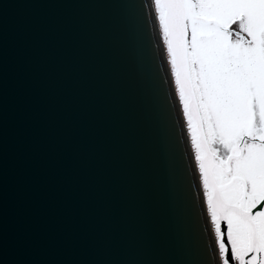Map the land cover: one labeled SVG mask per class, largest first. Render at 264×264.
<instances>
[{
  "label": "water",
  "instance_id": "95a60500",
  "mask_svg": "<svg viewBox=\"0 0 264 264\" xmlns=\"http://www.w3.org/2000/svg\"><path fill=\"white\" fill-rule=\"evenodd\" d=\"M155 25L153 0H0V264H220Z\"/></svg>",
  "mask_w": 264,
  "mask_h": 264
},
{
  "label": "snow or ice",
  "instance_id": "6c2138e0",
  "mask_svg": "<svg viewBox=\"0 0 264 264\" xmlns=\"http://www.w3.org/2000/svg\"><path fill=\"white\" fill-rule=\"evenodd\" d=\"M155 5L179 60L207 201L227 221L220 264H264V0Z\"/></svg>",
  "mask_w": 264,
  "mask_h": 264
},
{
  "label": "rangeland",
  "instance_id": "374dc122",
  "mask_svg": "<svg viewBox=\"0 0 264 264\" xmlns=\"http://www.w3.org/2000/svg\"><path fill=\"white\" fill-rule=\"evenodd\" d=\"M153 2H154V10H155V13L157 14V20H158V22H159V28H160V32H162V36H163V38H164V40H165V32H164V27H163V23L159 20V11H158V8L156 7V5H155V0H153ZM238 30V29H237ZM163 38H162V40H163ZM164 40H163V43H164V45H165V43H166V40H165V42H164ZM166 46H167V43H166ZM167 49H168V47H167ZM166 49V52H167V54H168V59H169V66H170V68H171V71L173 70V68H172V63H171V59H170V56H169V51ZM174 72V71H173ZM178 95V96H177ZM177 95H176V98H177V102L180 104V106H179V109H180V111L181 110H183V114L181 113V115H182V118L183 119H185V120H183V122H184V130H185V132H186V134L189 136V139H190V141H189V144L191 145L190 147L192 148V151H194L195 152V157H193L194 158V160H195V162L197 161V163H198V160H196L197 158H199L200 157V154L197 152V149H196V142H195V140H194V138H193V133H192V123L193 122H189V119L187 118V116H186V110H185V108H184V98L179 94V93H177ZM196 158V159H195ZM196 163V164H197ZM197 173L199 174V181H200V183H201V186H202V183H203V180H202V178H201V170L199 169V166L197 165ZM201 180H202V182H201ZM202 189H203V194H202V196H203V198H204V201H205V204H206V207H207V210H208V213H209V205H208V202H207V196H206V194H207V191H205V190H207V189H205V187H204V183H203V186H202ZM210 222H211V224L213 223V221H211V217H210ZM212 231H213V237H214V239L216 238V234L214 233V226L212 225ZM216 240V242H215V245L217 244L218 245V248H217V250H218V254H219V259H220V261H221V258H222V251L220 250V248H219V242H218V240H217V238L215 239ZM216 245V246H217Z\"/></svg>",
  "mask_w": 264,
  "mask_h": 264
},
{
  "label": "bare ground",
  "instance_id": "6f19581e",
  "mask_svg": "<svg viewBox=\"0 0 264 264\" xmlns=\"http://www.w3.org/2000/svg\"><path fill=\"white\" fill-rule=\"evenodd\" d=\"M159 27V26H158ZM158 27H157V25H155V28H157L158 29ZM160 29V28H159ZM161 33V35H162V32H160ZM162 38H163V36H162ZM163 40H164V38H163ZM164 42H165V40H164ZM160 44H161V42H160ZM164 44V43H163ZM164 47H165V51H166V49H167V46H166V43H165V45H164ZM168 50V49H167ZM166 56H167V59H168V54H167V52H166ZM168 62H169V59H168ZM176 99V103H177V105H178V107L180 106V104L177 102V98H175ZM181 120H182V125H183V129H184V122H183V120H185V119H183L182 118V115H181ZM185 131V130H184ZM185 134H186V132H185ZM187 144L189 145V147H190V144H189V136H187ZM192 159H193V157H192ZM196 175H197V177H198V173H197V169H196ZM198 179H199V177H198ZM200 182V181H199ZM200 194H203V191H202V193L200 192ZM202 196V195H201ZM206 196H207V194H206ZM201 201L203 202V204L205 205V201H204V198H203V196L201 197ZM208 224H209V222H208ZM209 228H210V225H209ZM212 229V228H211ZM211 233V240H212V242H213V244H214V250H215V253L217 254V256L219 255L218 253V250H217V246L215 245V239H214V237H213V232L212 231H210ZM215 246H216V248H215Z\"/></svg>",
  "mask_w": 264,
  "mask_h": 264
},
{
  "label": "flooded vegetation",
  "instance_id": "af4514ba",
  "mask_svg": "<svg viewBox=\"0 0 264 264\" xmlns=\"http://www.w3.org/2000/svg\"><path fill=\"white\" fill-rule=\"evenodd\" d=\"M204 183V182H203ZM204 187H205V189H207V190H205V191H207V195H208V191H209V189L208 188H206V185H205V183H204ZM208 202V201H207ZM208 205H209V203H208ZM211 221H213V223H212V225L214 226V233L216 234V238H217V240H218V242H219V244H220V240H221V236H220V233H219V230H218V222H217V220H216V217H213V215L211 214ZM221 250V249H220ZM222 251V250H221Z\"/></svg>",
  "mask_w": 264,
  "mask_h": 264
},
{
  "label": "trees",
  "instance_id": "16d2710c",
  "mask_svg": "<svg viewBox=\"0 0 264 264\" xmlns=\"http://www.w3.org/2000/svg\"><path fill=\"white\" fill-rule=\"evenodd\" d=\"M177 87V86H176ZM178 91V90H177ZM178 93H180L179 91H178Z\"/></svg>",
  "mask_w": 264,
  "mask_h": 264
}]
</instances>
